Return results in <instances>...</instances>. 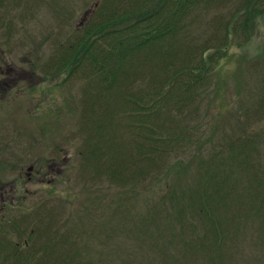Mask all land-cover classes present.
<instances>
[{"label":"rangeland","instance_id":"1","mask_svg":"<svg viewBox=\"0 0 264 264\" xmlns=\"http://www.w3.org/2000/svg\"><path fill=\"white\" fill-rule=\"evenodd\" d=\"M1 5L0 68L2 73L8 68L9 85L8 100L3 101L4 109L0 110V128L5 131L8 127V190L12 189L13 196L8 216L0 225V264H35L37 259H42L47 239L52 245L61 243L68 230L75 238L82 236V232L81 236L76 235L75 229L69 227L91 197L97 198L90 196L87 187L97 184L104 190L100 178L79 176L77 151L87 139L86 129L89 132L95 129L103 110L109 108L99 83L96 90L95 82L90 80L91 67L73 77L66 69L80 46L95 34V27L108 16V11L119 5L125 7V0H6ZM226 5L214 6L205 14L203 10L198 13L201 17L194 15V20L174 40L157 46L153 52L159 54L146 51L114 65H120L114 69L117 74L114 76L119 78L118 89L137 96L141 93L138 100L143 110H157L158 106L165 110L168 103L161 94L169 91L172 71L204 60L211 74L204 82L205 90L192 100L197 115L192 120L186 117L179 125L187 122L188 126L196 127L194 132L203 139L205 147L209 145L204 141L207 136L217 145L224 142V135L257 132L258 137L253 135L256 156L252 159L259 163L264 177V15L257 19L254 29L249 28V42H245L246 36L241 32L237 34L233 27H228L230 36L224 45L227 33L224 23L231 15V8L226 10ZM110 43L114 41L105 40L98 49L113 48ZM65 50L70 56L63 64ZM101 60L100 57V64ZM107 60L105 70L113 72L109 67L111 61ZM148 94L152 97H147ZM115 101V110H110L115 115L109 128L111 131L113 125L114 130L118 124L115 136L124 141L125 131L120 129L125 110H119L120 104ZM168 123L171 125L172 121ZM137 155L134 149L126 155L119 148L117 159L132 157L134 161ZM52 164H57L58 170L51 171ZM3 165L0 162V172ZM32 165L35 170L44 171L26 181L24 173ZM133 170H137V163L133 164ZM135 178L133 173L139 193L140 182ZM150 178L141 183L140 189ZM189 178L188 175L181 182L188 183ZM123 196L124 193L119 195L120 202ZM247 198H243L244 202ZM97 202L100 203L97 207L103 209L106 203ZM233 205L236 214L226 222L228 234L233 238L236 235L235 242L253 264H261L264 248L255 245V218L240 220L249 209L245 203L239 206L237 200ZM111 211L99 216L101 223L94 231L96 234L106 233L104 225ZM137 215L135 207L131 218ZM96 234L90 235L97 239ZM122 240L123 237L117 241ZM50 255L52 259L43 264L54 262L53 258L60 253Z\"/></svg>","mask_w":264,"mask_h":264},{"label":"trees","instance_id":"2","mask_svg":"<svg viewBox=\"0 0 264 264\" xmlns=\"http://www.w3.org/2000/svg\"><path fill=\"white\" fill-rule=\"evenodd\" d=\"M226 3L224 7L231 8V15L224 23L227 33L223 44L227 45L230 36L228 27H233L237 34L241 32L246 36L245 42H249V28L254 29L257 19L264 15V0H125V7L119 5L108 11V16L95 27V34L80 46L66 71L73 77L91 67L90 80L95 82L96 90L99 83L109 109L103 110L95 129H86L87 139L77 151L79 176L100 178L99 183L105 187H87L90 196L97 198L91 197L69 227L75 229L76 235L81 236L82 232V236L75 238L68 230L61 243L52 245L47 239L42 259L36 258L35 264L49 261L53 256L50 254L55 256L58 252L59 257L50 264H253L235 242L236 235L229 236L226 222L236 214L234 201L239 206L245 203L249 211L240 220L255 218V245L264 248V177L259 163L252 159L256 156L253 139L259 134L224 135V142L217 145L207 136L204 141L209 145L205 147L203 139L194 132L196 127L187 122L179 125L186 117L192 120L197 115L192 100L205 90L204 82L211 74L202 59L198 64L172 71L169 91L161 94L168 103L165 110L159 106L157 110H143L138 100L141 93L137 96L118 89L119 78L114 76V69L124 60L146 51L159 54L153 52L157 46L174 40L194 20V15L201 17V11L205 10V14ZM101 40L114 41L110 43L113 48L98 49ZM69 56L70 52L65 50L63 64ZM100 57L102 64L98 62ZM107 59L113 72L105 70ZM116 64L120 65L113 67ZM115 99L119 110H125L120 129L125 131L124 141L115 136L118 124L114 130L113 125L111 131L109 128L115 115L110 112L116 108ZM119 148L126 155L134 149L137 159H117ZM135 163L137 170H133ZM133 173L140 182L139 193ZM188 175V183L183 184L181 180ZM148 178L150 181L140 189ZM122 193L120 202L118 197ZM97 201L106 203L103 209L97 207ZM135 207L138 215L131 218ZM107 210L112 211L104 225L106 233L96 234L94 231L101 223L99 216ZM90 234H96L97 239ZM121 237L123 240L118 242ZM263 259L262 256L259 260Z\"/></svg>","mask_w":264,"mask_h":264},{"label":"flooded vegetation","instance_id":"3","mask_svg":"<svg viewBox=\"0 0 264 264\" xmlns=\"http://www.w3.org/2000/svg\"><path fill=\"white\" fill-rule=\"evenodd\" d=\"M0 74V110H3V101L8 100V68L5 73H2L0 68ZM8 157H10L8 155V127L5 131L0 128V162L4 164L0 172V225L6 220L8 210L12 205V189L8 190ZM50 167L51 171L58 170L57 164H52ZM43 171L40 168L35 170L34 165L30 166L24 173L26 181H30L33 174L40 175Z\"/></svg>","mask_w":264,"mask_h":264}]
</instances>
